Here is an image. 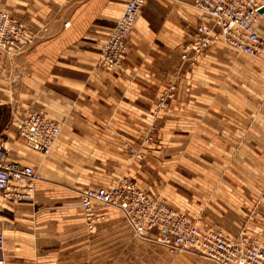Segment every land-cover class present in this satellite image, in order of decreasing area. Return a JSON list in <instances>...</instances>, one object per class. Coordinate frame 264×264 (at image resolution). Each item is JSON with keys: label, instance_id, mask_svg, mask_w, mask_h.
<instances>
[{"label": "crops", "instance_id": "crops-1", "mask_svg": "<svg viewBox=\"0 0 264 264\" xmlns=\"http://www.w3.org/2000/svg\"><path fill=\"white\" fill-rule=\"evenodd\" d=\"M194 1L148 0L129 40L124 72L109 73L98 67L99 55L128 0H0V10L34 35L21 52L0 55V135L7 137L11 160L32 164L43 176L34 202L2 203L0 232L6 237L8 264L61 263L62 221L81 207L80 196L74 200L73 193L83 187L113 186L121 179L145 181L146 164L131 163L125 155L129 147L135 154L147 150L145 140L153 123L159 140L202 138L204 152L230 156L221 169L231 179H222L227 190L220 203L231 206V215L222 208L219 217L230 232L224 233H245L246 228H237L238 205L255 214L258 200L248 198L252 206L247 207L239 199V188L252 184L237 178L254 168L252 157L259 160L257 153L264 146L250 140H264V133L250 132L243 123L255 113L261 118L258 113L264 108L255 102L210 101L209 65L218 52L205 53L197 69L184 66V43L201 23H210L194 8ZM260 33L264 38V23ZM195 78L202 82L199 101L188 94ZM174 83L176 98L153 121L164 89ZM33 112L46 113L62 128L47 157L29 151L18 135L17 121ZM218 139L228 141L219 146ZM259 209L257 220L247 227L250 239L264 238V206Z\"/></svg>", "mask_w": 264, "mask_h": 264}, {"label": "built area", "instance_id": "built-area-1", "mask_svg": "<svg viewBox=\"0 0 264 264\" xmlns=\"http://www.w3.org/2000/svg\"><path fill=\"white\" fill-rule=\"evenodd\" d=\"M147 2L128 0L101 50L100 69L109 73L124 72L130 52L129 40ZM193 6L209 18L210 23H201L195 36L184 43L183 64L196 67L216 42L253 58L260 56L264 47L260 33L264 0H196ZM33 38L19 19L0 10V55L13 56L21 52ZM174 90V84L165 90L157 115L168 106L167 99ZM16 127L26 146L43 156L52 152L62 132L61 125L44 112L31 113L18 120ZM129 150L136 152L134 148L129 147ZM10 154L6 136L0 135V209L6 200L34 202L37 184L43 180L34 165L13 161ZM80 200L85 224L90 229L104 218L102 207L115 208L124 213L135 232L158 245L199 252L217 264H264V242L251 241L243 234L232 237L208 224L202 227L199 218L175 212L160 196L141 189L137 182L122 179L113 186L84 188ZM0 264H8L3 232H0Z\"/></svg>", "mask_w": 264, "mask_h": 264}, {"label": "rangeland", "instance_id": "rangeland-1", "mask_svg": "<svg viewBox=\"0 0 264 264\" xmlns=\"http://www.w3.org/2000/svg\"><path fill=\"white\" fill-rule=\"evenodd\" d=\"M263 23L264 19L261 25ZM212 52H218V56L209 65L210 76L207 79L210 80L208 83L211 89L206 92L210 95V101L255 102L258 107L263 105L264 108V47L257 58L231 50L222 44H217L216 48L212 46L206 51V54ZM184 66L191 71L197 69L199 65L195 68ZM194 81V90L192 89L191 92L189 90L188 94L191 98L199 101L203 93L202 82L199 84L196 78ZM174 85L175 90L170 93L171 96L167 99L168 104L176 98L178 93L177 84L174 83ZM168 87L164 89L163 93ZM159 104L160 102L153 110V121L160 118L166 111L167 106L157 115ZM263 111L261 110L258 114L263 115ZM262 115L261 118L256 113L251 115V119L243 123L246 130L250 129V132L254 130V132L263 135L264 119H262ZM153 125L150 126L151 130L148 131L145 140L147 150L141 151V154H133L128 150L125 155V159L131 163L146 164L147 178L145 181L137 183L150 194L160 196L174 209L194 214L209 226L223 232H229L227 223L220 218L219 212L220 209L225 208L227 209L226 213L231 215L229 212L231 206L220 203L221 200H224L222 195L227 190L222 179L225 181L231 179L228 172L221 169L224 164L228 163L230 156L220 151L218 155L208 151L204 152L202 138L195 140L164 138L159 140L155 134L156 124ZM227 141L218 139V144L224 146ZM250 142L259 147L264 146L263 138L250 140ZM19 146L23 147L22 141ZM158 146H161V153H159L160 148ZM263 152V150L258 151V161L256 157H252L254 164L252 162L250 164L254 168L244 170L237 178L240 183L252 184L250 187L239 188L241 190L238 193L239 199L247 204V207L252 206V204L247 203L250 197H255L258 200L255 204L257 207L264 206ZM204 164L207 167L203 166ZM214 166L218 169H216L217 171L213 169ZM217 180L218 186H216ZM84 188L87 187L73 193L74 200L80 196V192ZM81 207L75 209L76 215L74 217L62 221V235H60L62 262L59 264H217L199 252L175 251L156 244L151 238L136 233L121 211L109 207L101 208V214L104 218L90 229L85 224ZM259 208L254 214V210L249 212L244 205H238L237 228H246V230L244 234L239 231L237 236L243 234L251 241H264L263 236L253 235L257 239L255 240L245 235L250 223L257 220V212L261 211ZM2 222L0 217V224Z\"/></svg>", "mask_w": 264, "mask_h": 264}, {"label": "bare ground", "instance_id": "bare-ground-1", "mask_svg": "<svg viewBox=\"0 0 264 264\" xmlns=\"http://www.w3.org/2000/svg\"><path fill=\"white\" fill-rule=\"evenodd\" d=\"M139 18H140V17H139ZM214 44H218V42H216V43H214ZM214 44H213V45H214ZM213 45H212V46H213ZM204 55H205V54H204ZM5 56H6V55H5ZM8 57H9V56H8ZM203 57H204V56H203ZM184 65H186V64H184ZM187 66H189V65H187ZM189 67H191V68H195V67H193V66H189ZM60 135H61V134H60ZM59 137H60V136H59ZM57 140H58V139H57ZM56 142H57V141H56ZM55 144H56V143H55ZM25 145H26V144H25ZM49 155H50V154H49ZM121 180H122V179H121ZM42 181H43V180H42ZM119 181H120V180H119ZM119 181H118V182H119ZM118 182H117V183H118ZM117 183H116V184H117ZM116 184H115V185H116ZM140 188H141V187H140ZM141 189H143V188H141ZM143 190H144V189H143ZM166 203H167V202H166ZM167 204H168V203H167ZM81 206H82V205H81ZM170 208H172V207H170ZM82 209H83V208H82ZM112 209H115V208H112ZM0 210H1V209H0ZM115 210H119V209H115ZM172 210H174L175 212L180 213V214H188V213H186V212H180V211H178V210H176V209H173V208H172ZM119 211H120V210H119ZM121 212H122V211H121ZM122 213H123V212H122ZM0 214H1V212H0ZM123 214H124V213H123ZM191 216H192V215H191ZM193 217H194V216H193ZM195 218H196V217H195ZM199 219H200V218H199ZM199 221L201 222V226L204 227L203 225L206 224V223H202L201 220H199ZM136 233H137V232H136ZM161 246H162V245H161ZM163 247H165V246H163ZM169 249H170V248H169ZM175 251H178V250H175ZM187 251H188V250H187Z\"/></svg>", "mask_w": 264, "mask_h": 264}, {"label": "water", "instance_id": "water-1", "mask_svg": "<svg viewBox=\"0 0 264 264\" xmlns=\"http://www.w3.org/2000/svg\"><path fill=\"white\" fill-rule=\"evenodd\" d=\"M262 13H264V9L262 10Z\"/></svg>", "mask_w": 264, "mask_h": 264}]
</instances>
